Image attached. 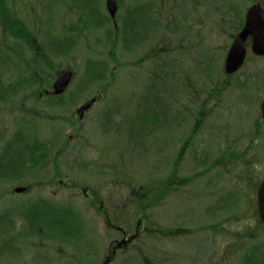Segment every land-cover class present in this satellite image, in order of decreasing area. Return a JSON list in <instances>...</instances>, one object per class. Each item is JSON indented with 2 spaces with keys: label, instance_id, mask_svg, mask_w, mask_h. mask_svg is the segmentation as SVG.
Instances as JSON below:
<instances>
[{
  "label": "rangeland",
  "instance_id": "rangeland-1",
  "mask_svg": "<svg viewBox=\"0 0 264 264\" xmlns=\"http://www.w3.org/2000/svg\"><path fill=\"white\" fill-rule=\"evenodd\" d=\"M142 1L145 0H125L124 5L129 7ZM150 1V19L154 23L150 25L149 40L133 47L132 51L119 43L114 53L118 61H114L110 55L112 44L106 38V30L111 26L113 31L115 25L106 24L94 30L89 21L84 23V14H80L81 0H9L19 11V16L29 24L36 25L39 39L44 31L60 36L63 40L62 34L70 33L68 30L71 28L80 29L86 24L89 29L85 30L86 26L83 28L84 32L76 38L77 43L70 55L54 57L48 54L55 67L62 66L59 71L68 68L75 73L65 97L69 91L77 88L87 57L107 62L115 72L116 81L106 91L99 85L90 86L73 105L66 106L64 110L36 107L42 116L21 111L0 112V135L2 133L8 138L24 116L36 121L41 139L51 143L50 164L46 169L40 173L32 172L22 181L0 184V194L7 193L0 200V213L5 212L12 219L11 236L17 239L10 243L4 241L3 255L7 254L3 264H104L111 240L121 238L117 231L107 227L103 218L107 216L105 212L120 226H126L130 232H134L140 216L136 214L140 210L137 200L139 190L142 186L148 189L153 185L154 178L169 175L189 132L196 124L193 113L199 111V105L209 97L211 100L206 105L209 117L200 126L196 138L188 143L178 168L179 177L199 174L198 177L168 196L161 205L147 211V217L158 226L188 228L191 233L178 237L149 234L147 229L151 228L150 220H145L142 222L144 232L140 238L129 245L127 254L118 255L111 264H145L138 250L144 251L156 264H241V258L244 264H264V249L261 247L264 231L255 230L256 227L262 228L254 226V223L253 226L247 225L245 230L239 229L246 220L248 223L254 222L253 216H236V213L251 212L253 208L247 204L248 207L246 205L244 209L242 196L241 204H237L238 195L233 190L222 197L230 187L229 182L236 188L238 185L235 182L246 181V170H249V181L258 182L264 175V133L256 144L250 142L254 122L259 115L257 104L264 95V58H255L250 52L245 67L231 79L226 78L224 72L232 35L237 33V26L245 18L246 9L258 0ZM119 5L117 21L124 12V5ZM227 5H234L237 14H233L230 21H225L219 9ZM99 9L100 16H108L106 0H101ZM12 41L5 40L0 27L2 51L4 43L12 45ZM155 49H165L159 52L160 61L149 59L141 62L143 56ZM11 58L14 60V57ZM163 63L168 69V89L160 94L171 104L168 112L180 119L171 120L173 125L169 127L155 130L146 138L144 146L132 145L118 125L126 116L135 114L147 85L152 82L150 77ZM12 69L13 72L5 71V82L17 77L14 64ZM226 80L228 85H225ZM214 85L226 87H220L223 92H212L209 87ZM192 90L198 91L200 95ZM193 94L198 95L200 101L196 102ZM218 96L222 97V101L216 105ZM97 97H100L98 101L79 120L75 114L77 108ZM18 99L21 100L22 96ZM32 102L34 100L29 98L25 105L35 107ZM116 103L120 106L112 114L114 121H111V126L112 123L106 124L101 119L108 113L106 107H116ZM61 114L66 119L44 121L47 120L44 118H51L50 115ZM100 121L103 122L101 125ZM132 128L134 132L141 131L134 123L130 131ZM216 147L222 155L231 148L240 152L241 157H228L230 162L226 167L228 158L222 161L217 157L219 153ZM61 148L63 155L58 158V167H55L53 158ZM250 161L255 162L252 168L247 164ZM214 162L217 165L209 169ZM99 171H103V174ZM208 179L209 195L204 194L208 191ZM73 182L80 186L72 187ZM27 183L34 185L30 193H14L16 185ZM84 188L91 193V199L84 194ZM97 190L100 198H94L93 192ZM239 191L241 195L245 193L246 186L243 185ZM39 200L69 205L81 214L80 220L86 224L79 245L68 246L28 231V222L40 210H45V204ZM101 201L104 202L103 210ZM222 202L234 207H220L218 212L221 214L213 215L210 211H215ZM20 210L22 215L19 214ZM206 226L209 228L205 229ZM246 233H250L251 237H247Z\"/></svg>",
  "mask_w": 264,
  "mask_h": 264
},
{
  "label": "trees",
  "instance_id": "trees-1",
  "mask_svg": "<svg viewBox=\"0 0 264 264\" xmlns=\"http://www.w3.org/2000/svg\"><path fill=\"white\" fill-rule=\"evenodd\" d=\"M261 1L264 5V0ZM100 2L101 0H81L82 10L80 11V14H84L83 17L86 19L84 20V23L89 21L94 30L107 26L106 24H109V26L112 24L109 16H100ZM118 2L121 5L125 4V0H118ZM54 3L56 2L54 1ZM14 6L15 5L9 3V0H0V27L3 31L5 40H13L12 45H9L7 42L4 43L3 51L2 48H0V51L2 52H0V112L2 110H7L8 113L21 111L27 114L33 113L34 115L42 116V113L35 109L36 107L43 108V106H45L48 109L54 108L55 110H59V108H62L64 110L66 109V106L69 107V105H73L76 99L79 98L80 94L85 93L90 86L99 85L102 86L103 91H106L111 87V84L116 81L115 72L107 62L87 57L85 70L80 76L75 90L69 91L67 97L64 95L59 97L44 95V91L51 88L55 73H57L60 67H62H55L54 61L48 54L51 53L54 57L70 55L74 45L77 43L76 38L81 36V33L84 32L83 28L86 24H83L80 29L76 27L69 29L68 31L70 33L67 32L65 35L62 34L64 36L63 40L60 36L52 35L49 31H44L42 38L39 39L37 36L38 29L36 25H31L32 23L29 24L23 17L19 16V11L16 10ZM151 9L152 3L150 0L138 2L129 7L124 5L123 16L120 17V21H117L118 26L114 27L113 31L111 26L110 29L106 30V38L112 44L110 50L112 52L110 55L114 61H118L117 56L114 55V53L119 43H121L124 48L129 49L128 51H132L133 47L144 44L149 40L151 34L150 25L154 23V21L150 19V15H152ZM219 9L221 10L223 17H225V21H230L231 17L237 15L234 5H227L226 7L222 6ZM242 25L243 21L241 20L237 26V31L240 30ZM85 30H89L87 26ZM162 51H165V49H155L150 51L143 56L141 62L149 59L160 61L162 58H160L159 52ZM25 56H28L29 58L27 59ZM11 57H14V60H12ZM12 64H14L16 69L17 77L14 80L5 82V71L13 72ZM136 64L140 65L138 62ZM162 68H165L166 71ZM167 71V66H165L164 63L159 68L157 67V70L154 71L153 75L150 77L152 82L147 85L146 93L138 102L135 114L126 116L123 119V122L118 125V127L123 129L122 132L125 133L126 138L128 137L127 139L132 145L144 146L143 144L146 138L155 130L158 128L162 129L163 126L169 127L171 124L173 125L171 120L180 119L178 116H175V114H170L168 112V108L171 104L167 100L166 102L164 97L161 96V94L168 89V87H166V78L168 77ZM21 72H27V74H22ZM214 86L215 92H217L219 90V85ZM191 92L199 94V92L195 90H192ZM20 95L22 96L21 100L18 99ZM192 96L196 102L200 99L196 94H193ZM29 98L34 100L32 105L35 107L30 108L25 105V102ZM16 99L17 103H15ZM210 100L211 97L207 98V100L203 101L201 104L199 102V111L193 113L196 117V124L189 132L186 142L181 148L169 175L163 178H154V180L152 179L153 185L148 187V189H143L145 186H142L139 190L137 200L140 203V210L136 212V214L142 216L147 222L150 220V217H147V211L149 209L161 205L168 196L173 193L175 194V192L184 187L188 181H195L198 177L199 174L179 177L178 168L180 167L188 143L196 138L200 126H202L205 119L209 116V111L206 110V105ZM115 105L116 107L114 105L106 107L108 113L104 114L101 119L104 123L111 124V121H114L112 114L113 112H116V109H118L117 106H120V104L116 103ZM49 117L51 118H44L47 119L44 121H49L48 119L53 120V118L60 120L66 119L63 114L60 116L50 115ZM103 122L100 121V125ZM132 123L137 125L138 129L141 131L134 132L133 128L130 131ZM112 125L113 123L111 126ZM28 126L31 127V129ZM118 130L121 131V129ZM3 137L4 134L1 133L0 184L3 182L15 183L17 181H22L32 172L40 173L50 164L49 154L51 153L49 152L51 151V143H47L44 139H41L40 128L36 121L34 122L32 119L28 120V118H24L23 116L19 119V125L16 130H14L8 138L5 137L3 140ZM255 139L256 137L252 136L251 143H253ZM227 152V156L231 159L232 157H241L240 152L231 150V148L230 150L228 148ZM62 155L63 149H60L55 153L53 158L55 167H58V158L62 157ZM218 156L222 159L219 154L217 157ZM247 164L251 165V161ZM215 165H217L216 162L211 164L209 169L214 168ZM98 173L103 174V171H99ZM247 174L248 172H246V175ZM207 183L208 191H205L204 194L209 195V179L207 180ZM26 185L27 190L25 193H30L34 185L31 183H27ZM73 186L79 187L80 184L73 182L72 187ZM93 194L94 198H100L98 190L97 192H93ZM6 195L7 193L0 194V200L5 198ZM211 195L214 194L212 193ZM39 201H42L45 204V210H40L39 213L34 216V219L28 222V231L37 236H45L55 239L57 242L68 246L79 245V242L84 237L83 227H85L86 224L83 223V221L81 222V214L73 210L69 205L45 200ZM228 206L230 208L234 207V205L224 203L218 204L215 211H209L212 212L213 215L221 214L218 212L219 208H225ZM241 209H243V206ZM230 210L232 211L233 209ZM209 211L207 214H209ZM21 213L20 210L19 214ZM111 222H113L114 225H119L114 219H112ZM149 222L151 224V228L147 229L149 234L155 233L156 235L163 237H178L179 235L191 233V230L188 228H163L155 224L152 220ZM12 225L13 221L10 216H7V213L5 212L0 213V264H3V261L5 260L4 256L7 254L3 255L5 242L10 243L17 240L11 236ZM207 228H209V226L205 227V229ZM138 251L145 264H156L150 260L144 251ZM241 264H244L243 261H241Z\"/></svg>",
  "mask_w": 264,
  "mask_h": 264
},
{
  "label": "water",
  "instance_id": "water-1",
  "mask_svg": "<svg viewBox=\"0 0 264 264\" xmlns=\"http://www.w3.org/2000/svg\"><path fill=\"white\" fill-rule=\"evenodd\" d=\"M106 5L111 18L116 20V13L118 10V4L116 0H107ZM251 37L252 45L251 50L257 55H264V9L261 3L253 4L247 11L246 21L241 29V31L235 37L228 54L225 59V71L228 74L236 72L245 61L246 57V41ZM73 71L71 69H66L62 71L58 78L53 83V93L58 95L64 92V90L69 86L72 78ZM94 100L85 102L78 109L80 117L83 116L84 112L88 110L93 104ZM262 116L264 118V99L261 104ZM25 187H16V191H23ZM259 207L262 214V219L264 221V180L260 186L259 193ZM136 236H133L134 239Z\"/></svg>",
  "mask_w": 264,
  "mask_h": 264
},
{
  "label": "flooded vegetation",
  "instance_id": "flooded-vegetation-1",
  "mask_svg": "<svg viewBox=\"0 0 264 264\" xmlns=\"http://www.w3.org/2000/svg\"><path fill=\"white\" fill-rule=\"evenodd\" d=\"M218 99H219V102L222 101L221 96L220 97L218 96ZM259 114L261 115L260 110H259ZM263 123H264V121H261L260 119L257 120V118H256V120L254 122V125H255L254 130L261 132V130H262L261 127H263ZM5 137H6V135H4L3 140ZM237 184H241V183H237ZM245 185H246V189H247V191L245 193V201L247 204L251 205L253 209L251 212L239 214L237 216H253L254 222L250 223L249 226H253V223H254V226H260V224H261V217L260 216H262L261 213L259 212V205H258V192H259L260 181H258V182L248 181L245 183ZM83 191H84V194L87 196V198L91 199V196H90L91 193L87 192L86 188H84ZM99 202H100V200H99ZM103 203L104 202L101 201L102 206H103ZM140 229L141 228L139 226H136L135 232L139 233ZM119 230L122 234V238H123L122 240H125L126 238L129 237L130 233L127 230H124L123 227ZM126 247H127V243L123 242V244L120 245L119 242L116 241V244L114 245V248L111 251V255L115 254L118 249L126 248ZM110 260H111V256L109 257V259H107V257H106L105 262H107V261L110 262Z\"/></svg>",
  "mask_w": 264,
  "mask_h": 264
}]
</instances>
